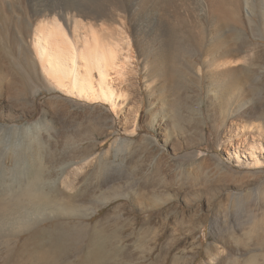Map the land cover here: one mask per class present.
Masks as SVG:
<instances>
[{
	"label": "rangeland",
	"instance_id": "obj_1",
	"mask_svg": "<svg viewBox=\"0 0 264 264\" xmlns=\"http://www.w3.org/2000/svg\"><path fill=\"white\" fill-rule=\"evenodd\" d=\"M122 1L96 25L131 58L111 75L114 106L57 89L17 44L6 47L8 60L0 49V264H11L34 230L67 220L43 210L24 227L31 214L19 213L30 206L6 194L27 180L36 158L46 186L76 193L92 213L75 221L107 217V228L119 231V264H264V9L257 0H224L221 11L202 0H186L184 9ZM219 36L237 48L228 68L239 70L238 91L228 92L231 77L209 78L217 54L207 44ZM147 48L163 55L155 80ZM33 121L39 131L29 129ZM142 230L150 232L145 253ZM63 237L75 243L60 264H80L84 235Z\"/></svg>",
	"mask_w": 264,
	"mask_h": 264
},
{
	"label": "bare ground",
	"instance_id": "obj_2",
	"mask_svg": "<svg viewBox=\"0 0 264 264\" xmlns=\"http://www.w3.org/2000/svg\"><path fill=\"white\" fill-rule=\"evenodd\" d=\"M82 1H79L80 4L83 3L85 6H78L76 3L79 2L75 3L72 0H17V5H14L12 0H0V12L4 19H0V49L4 53V58L8 60L9 56H7L6 47H15L17 44L23 60L31 58L36 64L38 63L42 75L53 83L57 89L64 90L79 99L93 102H110L114 106L116 95L113 82L115 81L111 75H117V73L119 75L122 69L121 63L131 58L121 54L122 49L119 47L118 41L111 43L101 38L97 33L96 25L102 21L105 16L103 13L106 10H121L119 7L123 6V1L112 0L109 8L108 4L107 7L104 4L88 6L87 2ZM156 1L142 0V2L148 5L153 4L154 6L157 5ZM170 1L175 2L176 4L174 5L178 4L181 9L185 7L186 0H168V2ZM257 1L259 9H264V0ZM202 2H208L207 4L210 8L218 11L225 10L227 7L224 0H202ZM199 3L201 5V2ZM220 37L213 41H208L207 44L211 47V53L215 52L217 54V57L210 58L208 65L209 78L213 81V79L224 80L227 77H231V79L226 81L228 92L238 91L240 86L235 75L239 70L236 71L234 69V71L228 68L235 62L233 53H235L234 51L237 48L229 44L225 40L226 38L220 39ZM204 40L202 39L203 45L206 43ZM147 53L155 59L149 66L151 76L155 80L157 78L156 72L160 70V61L159 59L156 60V58L159 57L161 59L159 55L162 54L158 51V48H147ZM120 61L122 62L120 63ZM3 68L0 64V77L3 73ZM7 69V72L10 73L11 68ZM171 72L172 69L169 64V84L172 83ZM20 76L22 78L23 73ZM159 76L164 81L168 79V76L162 75L161 72ZM236 146V148H239V143ZM36 159L35 163L32 162L30 166L31 169L28 171L30 173L27 176L28 178H26L27 180L22 184L20 183L21 185H18L15 191L11 190L12 192L9 191L10 193L6 194H11L16 202H20V205L22 203V206H25L24 204L30 206L31 211L22 210L23 208L20 207L22 209L19 216L25 217L31 214L30 219L28 217V220L24 221V227H28L31 221L34 218H38V215L43 210H50V213H55L57 216L67 220L56 222L47 229L34 230L29 238H26L27 240L22 249L23 252H17L18 254L13 256L11 264H60L59 260H62L65 254H68L67 249L71 241V238L64 239L65 237L63 236L71 231H74V234L77 232L84 235L83 251L79 258L80 264H119L117 261L118 256L121 254L126 255L123 248L118 246L119 231L107 228L105 225L107 217L94 224L75 221L76 219L88 218L92 213H86L77 205L78 197L76 193H67L66 190H61L60 186L57 187L56 183H54L55 187H52L51 184L53 183L51 181V187L46 186L49 181L46 180L45 182V178L42 177L41 163L39 165L38 163L36 164L38 162ZM3 191L1 190V192ZM149 201L151 200L149 199ZM17 212L15 214H18ZM33 214L34 216H32ZM19 216L17 215V218ZM15 218L13 219L16 220ZM148 233H150L148 230H142L139 236L140 253L146 252L143 246L146 241L145 234Z\"/></svg>",
	"mask_w": 264,
	"mask_h": 264
},
{
	"label": "clouds",
	"instance_id": "obj_3",
	"mask_svg": "<svg viewBox=\"0 0 264 264\" xmlns=\"http://www.w3.org/2000/svg\"><path fill=\"white\" fill-rule=\"evenodd\" d=\"M41 127H42V125L40 124L39 121H33L29 125V129L30 130H35V131H39L41 129Z\"/></svg>",
	"mask_w": 264,
	"mask_h": 264
}]
</instances>
